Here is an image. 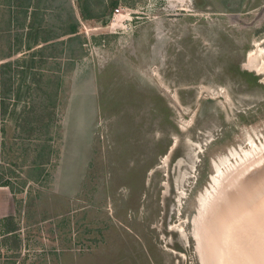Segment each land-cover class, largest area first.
<instances>
[{
  "label": "rangeland",
  "instance_id": "rangeland-1",
  "mask_svg": "<svg viewBox=\"0 0 264 264\" xmlns=\"http://www.w3.org/2000/svg\"><path fill=\"white\" fill-rule=\"evenodd\" d=\"M80 1L93 13L101 3ZM31 2L25 11L19 1L0 0V59L17 46L2 18L12 12L7 29L13 34L14 15L33 14ZM63 3L44 1L35 15L45 14L43 21L32 23L30 35L51 38L48 11ZM118 5L126 9L116 21L89 20L79 30L86 43L71 75L42 74L36 61L28 67V36L8 60L3 88L0 69V125L13 143L22 139L17 119L23 130L39 121L32 133L37 143L26 141V148L3 138L0 147V184L9 187L2 196L9 209L0 221V264H203L194 236L203 235L201 221L208 217L203 200L226 188L228 180L215 183L219 173L231 176L264 156V55L258 52L264 49V0ZM73 44L69 51L79 55ZM51 116L55 122L49 119L53 125L44 130ZM48 151L50 160L33 169L40 178L13 177L26 175L20 162L32 165ZM221 198L215 208H225V217L217 214L207 242L220 264V238L237 226L239 213L238 202ZM257 199L250 203L257 206ZM261 208L245 217L262 216Z\"/></svg>",
  "mask_w": 264,
  "mask_h": 264
},
{
  "label": "bare ground",
  "instance_id": "bare-ground-1",
  "mask_svg": "<svg viewBox=\"0 0 264 264\" xmlns=\"http://www.w3.org/2000/svg\"><path fill=\"white\" fill-rule=\"evenodd\" d=\"M258 52H259V57H262L264 55V49L261 48L259 49ZM249 55L251 58L252 53ZM260 66L261 67H259V72L260 71L264 72L263 64H261ZM260 158L258 156L256 159L249 161V163L246 164L244 168H242L236 174H232L231 176H229L230 174L225 175L223 173H219L220 178L216 180L215 183L217 181L218 183L222 182L221 180H223L225 183L228 180L225 183V187L232 188L233 190L230 191V194H229L226 192L225 190L226 188H223L220 190V188L217 189L218 188L217 187L214 190L213 196L211 199L203 200V202L205 203L207 207L206 213H208V217L201 221L203 235L200 234V236L199 235L196 236L197 233L194 235L197 238L196 240H199L200 242L199 247L201 251V258L203 260V264H214L212 263L211 258L215 250V248L213 247L215 246H212V249H211L210 244L212 243H209V245L207 244L208 241L212 242L211 241L212 235L208 231L209 230L211 231L212 224L215 222V218L218 216L217 214H220V216L225 217V213H226V210H224L225 208H220L219 206H218L219 208H215L217 199L219 200L221 197H224V199H226L227 202H229L232 199L231 203L233 202V204L238 202L239 204H237L236 207L238 208V211L240 213V214L238 213V217L236 221L237 226H234L233 224H232V227L229 226L230 231L228 232V234H222L223 235L222 239L220 238V241H221L220 245L224 247L223 253H222L223 258L220 261L221 264H264V216H263L264 215V194H262L264 192V176H263L264 173L259 171L258 176H257L258 173H256V171L261 169V167L263 168L264 166V156H261ZM259 176L261 177L263 176L262 179H259ZM254 199H257V202H258L257 206L255 205L256 202L254 204L250 203ZM226 201L225 202L223 201L224 204L221 203V205L223 206H225V204L227 205ZM251 205L253 206L250 208ZM259 206L262 207L261 208L262 210H260L259 212L263 214L262 215L263 217L261 215H258L256 217L255 216L256 214L254 215L255 217H253V215L252 217L251 215L250 217L249 216L245 217L247 212H250L249 214L253 212L255 213L256 211L255 209H258ZM234 208H231V210ZM232 215H233L232 217H234L235 214H233L232 212ZM229 216H230V211H229ZM239 220L241 222L238 223ZM225 223H226V220H225ZM225 223H223V225ZM222 227H219V228H222ZM215 231H217V228ZM181 235L184 237L183 229L181 230ZM205 242H206V245L208 246V248L206 246V249H205ZM215 243H216V240H215ZM218 260L219 259L217 258V256L215 258L213 255V262L218 264L219 263Z\"/></svg>",
  "mask_w": 264,
  "mask_h": 264
},
{
  "label": "crops",
  "instance_id": "crops-1",
  "mask_svg": "<svg viewBox=\"0 0 264 264\" xmlns=\"http://www.w3.org/2000/svg\"><path fill=\"white\" fill-rule=\"evenodd\" d=\"M31 1L30 2L32 4V6H34L33 5L34 0H31ZM44 1H49V0H41L40 3H39L40 4V9L42 8V6H45L44 5ZM52 1H54V0H52ZM58 1H59V3H62V2H65V3H63L62 6H59L57 8L54 7V6H50L49 5V4L53 3L56 6L55 2L49 3L47 5V6L51 7V10H49L48 12L53 15V21H51L48 25H49L50 28H52V32H53L54 35L51 38H45V40H42L43 37L41 38V37H35V36L30 35V30H31L30 27L31 26L29 25V22L33 23V22H37V20H39V22H40L39 24H41V21H43V18L45 16V14L37 16V18L33 17L31 12H25V13L23 12V14H15L14 15V19L16 21L15 24L18 25V23H19L17 19L22 20L21 21V25L22 26L23 25L24 26L25 25L29 26L28 27L29 28L28 29L29 32H28V34H25V33H23L22 29H20V28L18 29V28L15 27L16 31L12 34V33H9V32H11V31H9V29H7V28L4 29L5 35L7 36V38L9 39V36L11 38V40H9V41L16 40L17 43H15V45L18 44V50H16L15 52H12L11 51L12 48H10V52L5 54L4 57L0 59L1 60L0 62H2V64L8 62V60L12 57V55L20 54L19 49H21L22 46H24L23 45L24 44L23 41L25 40V37H27V36H28L27 37L28 41H27V47L26 48H27L28 51H30V54L28 55L30 57H28V58L25 57L27 59V61H25V63L27 62L29 65L35 64L34 61H36L38 63V61H39L38 51H39V49H41L42 46L45 47V48H49V46L52 47L54 45V43L62 42V44H58L59 45V49L63 50V53H65V52L69 51L68 44H70V43L73 44V42H75L73 45L76 47L77 52L79 51V53H78L79 55H72V53L69 51V54L66 57L61 56V58L58 59L57 62H59V64H60V66L58 68H52V67L50 68V63L52 64V63L55 62V60L53 59L52 62H50V60H48L50 62L48 64V68H44V69H47L48 71L45 72V70L39 69V72H42V74H46L48 76H53V75L55 76L56 74H58L60 76L67 75V74L68 75L72 74V71H73L72 68L74 69V67L76 65H78V61L82 59L83 51H84L83 47H85V46H83L82 49H79L78 48L79 40H78V42H77V39L71 40V38H73V36L75 34H67V33H69L68 31L64 32L63 29H61L63 26L66 25L67 22H69L71 20L70 9L71 8L75 9V6L73 5L72 0H58ZM29 7L25 6L26 9L29 8ZM31 11H33V8H31ZM57 13H59V14H57ZM73 15H75V18L79 21V24H80L79 28L77 29V33L76 34H80V32L78 33V31L81 30V28L84 29V27L87 26L86 24L89 22V20H86V21L79 20L78 19L79 15L75 14V12L73 13ZM9 17H10L11 21H13L12 12H11V16H10V14L8 15V19H9ZM4 19H7V17L4 18ZM81 33H82V31H81ZM17 35H19V38H18ZM79 39L83 40V37H80ZM14 48L15 47H13V49ZM74 59H75V61H73ZM22 60H24V59H22ZM32 67L33 66H31V68ZM79 74L81 76L85 77V76L88 75V72H87L86 69H83L82 71L81 70L79 71ZM42 78H43V81L49 82V77H42ZM25 109L29 110L30 107H27ZM31 109H32V107H31ZM47 109H49V108L47 107ZM29 111H31V110H29ZM48 112H50V111H48ZM53 117L54 116H51L50 118L47 119V121L45 122L44 130H45V128L50 126V124L52 122L50 123L49 119L53 120ZM17 120H19L17 122V125H20V127L22 128L21 134H17V135H21L22 139L19 142L15 143V144L18 145L21 142L22 145H24V146L26 145L27 146L26 148H28V147H30V144L27 145L26 141H30L33 144L35 142L37 143V141H35L36 139H34V140L32 139V137H33L32 133H33V131H38L39 130V121L38 120L34 121V122H37V126H34L33 124H32L33 125L32 126L31 122L28 123L29 127L26 130H23V122H21L22 119H17ZM53 122H55V121L53 120ZM51 125H53V124H51ZM34 129H36V130H34ZM7 132L8 131L5 128V125L4 124L0 125V141H1L0 142V147H3V144L5 142V140H3V138L7 139L8 145L9 144L15 145L13 143V141H12V137H10V135ZM25 135H29V138L30 137L31 138L30 139L26 138ZM36 135L39 136V134H35V137H36ZM38 139H39V137H38ZM21 153H24V152L22 151ZM49 155H50V153L48 151V152H45V157L43 155V159L41 158V156H38L37 157L38 160H36V163H31L32 165H28V164H30V162H28V163L27 162H25V163L24 162H20V163H23V164L19 165V166L22 167L21 170H23V171L26 170V175L24 177V173H19L17 171L16 173H17L18 176L14 175L13 177H17V178L19 177V179L20 178H23V179L27 178V179H30L32 182L36 178H40L41 177V173H40L41 171L33 173V169L37 168V169L41 170V167H44V165L42 163H44V162L47 163L50 160V156ZM20 157L23 158L22 156H20ZM34 164H36V165H34ZM3 173H5V172H3ZM3 173H0V180H1L2 176L5 175ZM7 189L9 190V187L7 185L0 184V221L6 215V213L8 212V209H9V203L7 202V200H2V196L5 194V191L6 192L8 191ZM25 191L26 190H24V189L21 190L22 193L25 192ZM64 205H65V202H64L63 206ZM21 213L23 214L22 211H21Z\"/></svg>",
  "mask_w": 264,
  "mask_h": 264
},
{
  "label": "trees",
  "instance_id": "trees-1",
  "mask_svg": "<svg viewBox=\"0 0 264 264\" xmlns=\"http://www.w3.org/2000/svg\"><path fill=\"white\" fill-rule=\"evenodd\" d=\"M14 1H19V3H20L19 6L21 8L23 7V9H25V11H26V8H24V6H27L28 3H30L31 0H27V1H25V0H14ZM33 5H34V7H33L34 9L32 11L33 12L32 15H33V17H35V15H37V10H38V8H40V6H38L39 3L37 4V0H34ZM74 6L76 7V9L78 11V15H79V18H80L81 21L96 20V22L100 21L101 23L106 24V22H107L106 19H108L111 16V14L113 12V9H115L118 6V0H107V2L105 0H101L100 5L98 6L99 9L96 10L95 13L89 12L90 7H88V5L86 6L84 4H81L80 0H75ZM25 11H24V13H25ZM74 12H75L74 8H71L70 9L71 20L69 22H67L66 25L63 26L61 29H63L64 32L68 31L69 33H67V34H75L73 36V38H71V40L77 39V42L79 40L78 48L82 49L83 43H86V41L84 39L83 40L79 39L80 37H83V36H81L80 34H76L77 33V29L79 28L80 24H79V21L75 18V15H73ZM57 14H59V13H57ZM6 17H7V19H4ZM6 17L2 18V20L3 19L6 20L7 25L12 24L13 22L11 21L10 17H9V19H8V15ZM17 20H18L19 23H18V25H16L14 23L15 27L18 28V29L19 28L22 29L21 28L22 27V25H21V21L22 20H20V19H17ZM7 25H4L5 26L4 29L7 28ZM29 25L31 26L32 22H31V24L29 22ZM78 33H79V31H78ZM17 36L19 38V35H17ZM36 37H38V36H36ZM42 40H45V38H42ZM58 44H62V42L54 43V45L52 47L49 46V48H45V47L42 46L41 49H39V51H38V55H39V61H38L39 69L41 68V65H42V67L45 66V68H48V64L50 63L48 60H53V59H55L56 61L54 63H52V64L50 63V68L51 67L52 68H58L60 66L59 62H57L58 59L61 58V56L66 57L69 54V51L63 53V50L59 49V45ZM16 45L17 46L14 49L15 51L18 50V44H16ZM83 49H84V47H83ZM11 65L12 64L9 63V61H8L6 63H3L0 66V69H1V67L3 69H5L4 71H2L3 72L2 78H1V86H2V88H3V86H5L3 77L4 78L8 77L6 72H7V70H9L11 68ZM31 66L32 65H29L28 67H31ZM41 70H42V68H41ZM42 76L43 75H39V77H42ZM244 76H245V74H244ZM53 77H55V76L53 75ZM243 79H246V81L248 83L249 82L254 83L255 80H256V77H243ZM45 89H41V91H44ZM5 93H6L5 96H9L10 92L7 91V89L5 88Z\"/></svg>",
  "mask_w": 264,
  "mask_h": 264
},
{
  "label": "built area",
  "instance_id": "built-area-1",
  "mask_svg": "<svg viewBox=\"0 0 264 264\" xmlns=\"http://www.w3.org/2000/svg\"><path fill=\"white\" fill-rule=\"evenodd\" d=\"M125 9L126 8H122L120 5H118L115 9H113V12L110 16L111 23L113 21H116L119 17H122V10H125Z\"/></svg>",
  "mask_w": 264,
  "mask_h": 264
}]
</instances>
